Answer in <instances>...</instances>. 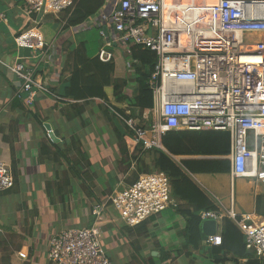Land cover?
<instances>
[{"label": "built area", "instance_id": "2783aa9c", "mask_svg": "<svg viewBox=\"0 0 264 264\" xmlns=\"http://www.w3.org/2000/svg\"><path fill=\"white\" fill-rule=\"evenodd\" d=\"M76 4L75 0H26L22 7L34 26L14 41L18 51L27 49L31 55L21 54L13 64L1 63L21 81L19 93H26L30 105L40 95L62 100L37 80L39 67L34 60L51 48L39 29L42 20L72 12ZM0 18L6 20L2 13ZM106 20L107 34L111 33H101V60H110L112 48L129 53L130 43L157 54L149 79L150 121L141 124L139 118L122 115L105 103L129 128L126 140L132 151L141 144L143 149H162V136L173 130L225 131L230 134L232 174L264 183V0H116ZM47 135L52 139V129ZM14 184L11 165L0 159V193ZM178 205L165 172L141 174L93 207L91 226L67 227L54 235L49 262L112 264L99 227L109 207L133 227ZM222 216L213 210L200 213L203 222L218 223ZM226 216L244 233L247 250L264 258V221L251 223L250 215L238 217L232 207ZM222 241L219 233L206 239L210 245Z\"/></svg>", "mask_w": 264, "mask_h": 264}, {"label": "crops", "instance_id": "0c3cea01", "mask_svg": "<svg viewBox=\"0 0 264 264\" xmlns=\"http://www.w3.org/2000/svg\"><path fill=\"white\" fill-rule=\"evenodd\" d=\"M25 2L26 0H0V14H4L6 18H0V23L7 27L11 23L19 26L17 32L9 27L10 34L0 28V159L11 165L15 180L11 189L0 193V264H52L48 259L51 238L67 227L91 226L95 220L92 215L93 207L116 188L129 184L130 173L121 171L122 155L118 136L111 120L113 118L103 110L102 106L107 107L103 100H91L87 103L82 120L76 118L70 103L59 101L53 106H44L48 102L47 97L40 95L31 109L37 111L44 120L42 125L38 120L12 108L13 97L26 96V93H19L21 81L7 71L1 61L13 64L19 55H31V51L27 49L18 51L14 41L16 35L34 26L31 20L27 26L22 24L23 19H29L22 12ZM95 16L92 24L96 25L102 36L107 24L106 17ZM53 21L62 22V18L46 16L39 26L51 48L34 62L39 67L38 81L50 88H61V79L69 75L72 60L70 52L77 47V41L73 38L76 30L62 29V37L61 33L53 34L52 29L46 27ZM86 24L87 22L84 23ZM24 27V30H20ZM88 27L87 24L80 29ZM72 30L74 33H70ZM110 33L111 30L106 34ZM103 45L104 43L101 48ZM106 90L110 101L114 103L111 88ZM47 125L51 126L59 143L64 140L70 142L73 136L80 138L83 151L88 156V160L80 158L85 172L82 178H74L68 171L70 178L67 180L66 167L40 158V146L47 139ZM218 137L215 133L203 136L212 144ZM224 139L219 150H226L229 154L231 143L227 138ZM128 147L132 151L129 144ZM228 154L175 158L178 161H230ZM147 163L151 164V158H147ZM192 178L218 204L223 214L218 222L217 233L222 234L223 218L227 217L226 212L231 207L238 217L250 215L251 223L264 221V209L259 211L257 208L258 198L264 197V183L234 176L231 164L228 172H200L192 174ZM58 188L68 192L64 201L58 200V195L54 200L47 195L48 190L56 191ZM115 211L109 207L99 222L101 234L103 233L102 245L112 264H119L116 260L121 264H140L137 256L148 260L149 256L160 258L165 252L171 253L172 257L161 264H214L210 253L213 245L207 244L206 240L200 249L186 248L175 258V250L181 249L185 220L177 216L174 209H168L151 219L147 233H140L137 229L117 223L112 216ZM165 212L167 215H164ZM2 256L7 257L5 262L1 261ZM225 264H247V260L228 261Z\"/></svg>", "mask_w": 264, "mask_h": 264}, {"label": "trees", "instance_id": "16d2710c", "mask_svg": "<svg viewBox=\"0 0 264 264\" xmlns=\"http://www.w3.org/2000/svg\"><path fill=\"white\" fill-rule=\"evenodd\" d=\"M75 1L77 4L74 10L66 11L62 15L64 30L73 28L78 31L86 21L97 15L108 0ZM114 1L116 0H112V3ZM88 43L87 40L77 42V47L70 52L72 60L68 77L61 79V88L51 87V91L60 96L61 101L70 103L76 118L82 120L87 103L91 100H103L109 107L114 108L122 115L139 118L141 124L146 120L150 121L153 95L149 79L157 64V54L146 47L132 43L129 44V53L116 48L126 62L125 75L118 76L116 74L115 49H110L112 53L110 60L103 61L100 59L102 48L100 47L97 53L91 54ZM107 88L112 90L114 103L109 99ZM46 97L48 102H45L44 106H53L59 102L51 96ZM11 103L12 108L18 109L36 121L38 120L42 125L44 120L37 114V111L31 109L26 96H14ZM108 106L102 107L107 115L114 119L110 118L114 123L119 151L122 155L121 171L130 173L128 183L135 182L141 174L153 171L165 172L170 177L172 196L179 202L174 212L185 220L181 249L175 250V258L179 257L186 248L200 249L208 237L202 230L203 220L200 213L210 210L220 212V208L210 195L193 180L192 174L228 172L230 161L224 159H183L178 161L175 157L227 155L226 150L219 149L222 148L224 138H227L229 142L230 134L225 131L213 130L169 131L162 136V149H143L141 144L131 151L125 140V137L130 133L129 128L111 112ZM207 133L218 134L219 139L212 144L208 139L203 138ZM46 138L40 146V158H46L48 162L66 167L67 180L70 178L68 171L72 177L82 178L85 172L80 158L88 160V156L83 151L80 138L73 136L70 142L64 140L62 143L49 138L47 133ZM147 158H151V164L147 163ZM47 195L49 199L53 200L58 195V200L64 201L68 192L58 188L56 191L48 190ZM257 208L259 211L264 209V197L258 198ZM157 216H153L151 219ZM151 219L128 228L137 229L140 233H147ZM221 235L222 244L213 245L210 248L212 263L225 264L228 261L238 262L241 259H246L247 264H264L263 259L257 258L253 251L247 250L245 235L231 218H223ZM171 257V253L167 254V252L162 253L160 258L149 256L148 260L137 256L140 259V264H161ZM6 258V256H2L1 261L5 262Z\"/></svg>", "mask_w": 264, "mask_h": 264}, {"label": "rangeland", "instance_id": "374dc122", "mask_svg": "<svg viewBox=\"0 0 264 264\" xmlns=\"http://www.w3.org/2000/svg\"><path fill=\"white\" fill-rule=\"evenodd\" d=\"M1 5V3H0ZM112 9V0H108L106 2V4L104 5V7L97 13V15L95 17H98L99 16H107L110 12V10ZM65 13H62V14H59L58 16L62 18V15H64ZM50 16H53V15H50ZM94 19V17L90 18L87 22L88 24V29H83V30H78V31H75L74 33V30H72L70 33H74L73 34V38L74 40H76L77 42L78 41H81V40H87L89 43H88V48H89V52L91 54H94L96 51H98V49L102 46V44L104 43L103 42V37L100 35L99 33V29L96 28V25L92 24V20ZM30 23V19H23V26H27L28 24ZM9 27L11 30L16 31L19 29V26H15L14 23H11L8 27L5 25V24H1L0 23V28H3L6 32L8 31L9 33ZM46 27L52 29V33L53 34H57V33H61V37L63 36V32H62V29H63V22H60V21H53L52 23H49L46 25ZM26 27L24 28H20V30H24ZM73 29V28H72ZM19 30V31H20ZM40 30H41V27H40ZM64 30V29H63ZM68 30V29H67ZM65 30V31H67ZM42 31V30H41ZM15 32V33H16ZM10 34V33H9ZM252 39H259L258 36H253ZM10 40L12 41V37L10 38ZM115 50V61H116V67H117V71H116V74L118 76H123L125 75L126 73V62H125V59L124 57L122 56V54H120L116 48H114ZM167 212L164 213V215H167L166 214ZM112 216L113 218L115 219V221L117 223H119L120 225H124L125 222H124V219L121 217V215L115 211L112 213ZM126 225V224H125ZM100 227V226H99ZM101 239H103V233L101 234L100 236ZM114 252V251H113ZM112 253V252H111ZM112 255V254H111ZM116 257V256H115ZM117 259V258H116ZM117 263L121 264V262L119 260H116Z\"/></svg>", "mask_w": 264, "mask_h": 264}, {"label": "water", "instance_id": "95a60500", "mask_svg": "<svg viewBox=\"0 0 264 264\" xmlns=\"http://www.w3.org/2000/svg\"><path fill=\"white\" fill-rule=\"evenodd\" d=\"M104 32L107 33V27H104ZM46 128L48 130H51V126L49 125H47ZM51 137L53 140L58 141V139L55 137L54 134ZM218 229H219V224L215 220L210 219L203 222L202 230L204 234L207 236L215 235Z\"/></svg>", "mask_w": 264, "mask_h": 264}]
</instances>
